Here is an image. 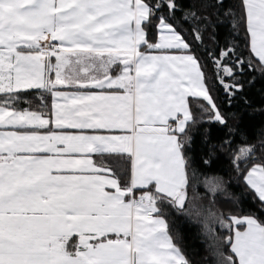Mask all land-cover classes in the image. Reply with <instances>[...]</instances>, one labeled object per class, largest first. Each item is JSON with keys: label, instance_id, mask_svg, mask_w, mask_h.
Returning a JSON list of instances; mask_svg holds the SVG:
<instances>
[{"label": "snow or ice", "instance_id": "6c2138e0", "mask_svg": "<svg viewBox=\"0 0 264 264\" xmlns=\"http://www.w3.org/2000/svg\"><path fill=\"white\" fill-rule=\"evenodd\" d=\"M236 3L240 18L233 28L243 30L250 55L264 70V0ZM224 8V0H194L187 7L179 0H0V126L14 129L0 132V264H189L165 219L169 207H186L179 134L193 119L187 98H202L215 121L225 119L177 30L176 13L183 12L181 23L196 25L194 40L203 42V32L228 15ZM152 28L155 42L148 40ZM209 38L216 40V32ZM141 45L185 54H145ZM208 55L226 91L239 84L224 77L234 79L245 64L253 67L234 43ZM116 64L122 70L113 77L109 71ZM53 71L55 80L46 78ZM57 85L100 91L70 94L54 91ZM28 89L50 91L62 103H53L49 118L18 110L19 94ZM45 128L49 133L40 134ZM253 151L241 148L237 159ZM77 153L82 158L72 157ZM89 153L130 161L128 183L122 186ZM245 181L264 210V164H253ZM228 219L246 227H233L234 235L226 237L230 254L221 264H264V221L255 213Z\"/></svg>", "mask_w": 264, "mask_h": 264}, {"label": "trees", "instance_id": "16d2710c", "mask_svg": "<svg viewBox=\"0 0 264 264\" xmlns=\"http://www.w3.org/2000/svg\"><path fill=\"white\" fill-rule=\"evenodd\" d=\"M179 2L187 7L194 0ZM224 4L225 8L221 11L228 15H221L214 29L203 32V42L194 40L192 29L196 25L192 21L181 23L184 14L180 10L176 13L177 30L191 45V53L202 66L213 102L225 119L224 124L215 121L211 106L202 98H188L193 119L187 124L185 133L179 134V138L185 142L183 154L188 180L186 207L183 211L169 207L165 219L173 244L189 264H216L214 240H217L225 257L230 254L226 237L234 233L233 227L243 230L246 225L231 226L229 217L255 213L260 221H264V210L260 208L259 199L244 182V175L253 164H264V70L258 60L250 55L243 30L233 28L240 18L236 0H224ZM211 31L216 32V40L209 38ZM156 35L157 29L152 28L148 32L149 42H155ZM225 42L234 43L237 52L243 53L241 58L245 61L251 59L253 63L251 70L245 64L243 71L235 73L234 79L224 77V82L229 85L238 83L239 90H225L219 78L223 74L208 55L209 52L218 54V45L223 47ZM139 50L143 52L149 49L143 45ZM233 62L234 58L228 61L229 64ZM112 73H115V69ZM3 96L0 94V98ZM19 97L15 105L18 110L27 109L51 117L48 91L22 90ZM244 147H252L254 151L247 158L238 160L239 150ZM95 162L111 168L122 186L128 183L130 161L127 159L108 158L107 154H103L95 156ZM206 186H214L216 193L209 192ZM212 217L230 222L228 229L217 228L216 239L210 228L209 220Z\"/></svg>", "mask_w": 264, "mask_h": 264}, {"label": "crops", "instance_id": "0c3cea01", "mask_svg": "<svg viewBox=\"0 0 264 264\" xmlns=\"http://www.w3.org/2000/svg\"><path fill=\"white\" fill-rule=\"evenodd\" d=\"M157 40H158V32H157V35H156V41ZM141 46H143V45H141ZM25 51H27V50H25ZM143 53H145V54H152V55H157V54L183 55V54H185L183 52V50H175V49H173V50H164V52H162L161 50H148V51H143ZM47 62H48V58L45 59V63H47ZM51 62L53 64H55V58H51ZM116 65H118V67H116ZM116 65H113L112 68L109 71V74L111 76H113V77L118 76V75L121 74L122 65H119V64H116ZM114 69H115V73H112V70H114ZM93 74H95V73H93ZM45 75H46V78L50 77L52 80H55V78H56L54 71L53 72H50V73L49 72H46ZM81 75H83V74H81ZM39 90H43V89H39ZM53 90L54 91H62V92L70 93V94L71 93H77V92H79V93H86V92H99L100 91L99 89H89V90L79 89L78 90L76 88H68V87H63V86H60V85H57V87L55 89H53ZM44 91H47V90H44ZM106 91H108V90H106ZM48 92L50 93V108H51V115H52V111H53L52 105H53V103L54 102H56V103H62V101H59V100H55L54 101V98H53L51 92L50 91H48ZM189 97H192V96H189ZM188 98H187V100H188ZM45 118H47V117H45ZM173 126H174V124H173ZM12 130H14V129H12L10 126H0V132L12 131ZM38 131L40 132V134H48L49 133V129H47V128H45V129H39ZM51 131H55V132L65 131V132L70 133V134H79L80 133V130H76V129L58 130V129H55L54 127L51 128ZM83 134H88V135H93V134H115V135H123V134H126V133L124 131H121V130H113L111 133H109L106 130H99V131L83 130ZM48 155H53V154H48ZM86 155H87V158H90V159H92L95 162V156L102 155V154H99V153H89V154H86ZM72 157L73 158H82V154H78V153L77 154H72ZM247 172L244 175V182L245 183H246L245 176L247 175ZM61 174H70V173L67 172V171H65V172H63ZM246 185H247V183H246ZM251 190L256 195L255 191L253 189H251ZM139 195H140V192L139 193L137 192L136 193L137 199L139 198ZM256 197H257V195H256ZM232 235H234V233ZM110 238L111 239H116L115 235H111Z\"/></svg>", "mask_w": 264, "mask_h": 264}, {"label": "rangeland", "instance_id": "374dc122", "mask_svg": "<svg viewBox=\"0 0 264 264\" xmlns=\"http://www.w3.org/2000/svg\"><path fill=\"white\" fill-rule=\"evenodd\" d=\"M206 188L212 194L216 193V191H217L216 188L214 189V186L213 187H211V186L207 187L206 186ZM188 211H189V208H188ZM209 221L211 224L210 228L212 230V236L214 239H216V234H218L217 228L228 229L230 227V222H227L220 217L219 218L212 217ZM213 246H214V252H215V257H216V264H221V261L225 258V256H224L223 252L219 249L217 240H214Z\"/></svg>", "mask_w": 264, "mask_h": 264}, {"label": "water", "instance_id": "95a60500", "mask_svg": "<svg viewBox=\"0 0 264 264\" xmlns=\"http://www.w3.org/2000/svg\"><path fill=\"white\" fill-rule=\"evenodd\" d=\"M234 89L237 90L236 88H234ZM239 89H240V86H239ZM239 89H238V90H239ZM243 159H244V157H241L239 160H243Z\"/></svg>", "mask_w": 264, "mask_h": 264}]
</instances>
